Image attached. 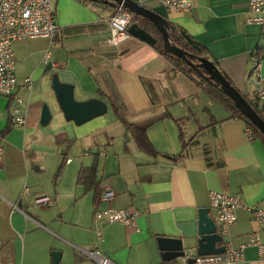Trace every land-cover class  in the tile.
I'll list each match as a JSON object with an SVG mask.
<instances>
[{
    "label": "crops",
    "instance_id": "obj_1",
    "mask_svg": "<svg viewBox=\"0 0 264 264\" xmlns=\"http://www.w3.org/2000/svg\"><path fill=\"white\" fill-rule=\"evenodd\" d=\"M142 1L203 46L255 104L253 58H261L264 76V27L247 22L249 0H192L184 12L158 0ZM52 4L55 37L14 44L26 122L12 121L11 130L0 135V264H53V251H61L59 264H98L87 254L97 249L117 264H174L181 259L164 260L157 238L178 237L186 249H197L199 210L210 208V190L240 194L246 204L264 208V143L247 137L242 118L157 51L139 23H131L129 39L110 45L106 19L113 10L106 4ZM56 74L73 87L76 100H103L107 112L80 125L67 120L53 87ZM45 103L52 117L43 125ZM113 105L147 127L158 157L139 150ZM10 116L9 98L0 95V133ZM60 134L73 144L70 162L56 179L65 148L57 144ZM94 163L101 190L115 193L100 206L139 213L137 229L95 218L94 192L77 182L80 169ZM39 197L52 204L36 203ZM210 215L217 220L212 209ZM253 232L264 239V228L241 208L218 245L237 247ZM232 264H264V259L250 246Z\"/></svg>",
    "mask_w": 264,
    "mask_h": 264
},
{
    "label": "built area",
    "instance_id": "obj_2",
    "mask_svg": "<svg viewBox=\"0 0 264 264\" xmlns=\"http://www.w3.org/2000/svg\"><path fill=\"white\" fill-rule=\"evenodd\" d=\"M136 1V0H135ZM161 4L177 9L178 11L191 10L192 0H158ZM143 3L142 0L138 1ZM106 21L110 26L108 43L120 45L131 36L129 27L132 23V15L125 10L123 5L117 7V11L110 15ZM247 22L256 23L264 27V0H249ZM58 31L55 21V11L52 0H0V95L9 98L11 117L15 125H23L26 117L22 106L24 99L17 94L18 78L16 74V59L14 44L20 40L33 38L53 39ZM50 59V51L45 54V62ZM252 84L255 91V104L264 116V76L262 74V60L253 58ZM25 82L30 86L31 79ZM245 133L248 138L255 137V132L246 126ZM2 147L0 146V155ZM66 162H70L67 159ZM29 188H25L27 192ZM115 193L107 188L102 191L99 204L95 207L96 219L106 220L108 223H122L125 226L138 228L137 218L139 213H131L125 209L112 207L102 208L101 203L111 200ZM210 209L216 214L218 232L226 236L231 227L238 221V211L245 208L264 228V208L259 205L246 204L240 194L225 193L218 190L209 191ZM36 203L51 205L49 197H39ZM16 209L17 206H14ZM100 235V233H99ZM226 250L222 253L201 255L196 248L186 249L180 262L174 264H232L244 257L245 249L253 246L258 249L259 256L264 259V239L258 232L248 235L247 240L237 247L226 244ZM87 254L98 264H117L100 250L88 251ZM193 261V262H190Z\"/></svg>",
    "mask_w": 264,
    "mask_h": 264
},
{
    "label": "water",
    "instance_id": "obj_3",
    "mask_svg": "<svg viewBox=\"0 0 264 264\" xmlns=\"http://www.w3.org/2000/svg\"><path fill=\"white\" fill-rule=\"evenodd\" d=\"M102 1L103 3H111V0H89ZM114 5H123L126 9L133 13L150 19L156 27L161 31L165 41V48L171 54L177 55L186 59L189 63L201 66L206 69L208 78L221 86L223 92L229 96L237 105L241 113L250 120L264 135V119L254 109L249 100L239 91L217 67V65L206 59L199 57L200 64H195L190 61L187 56L190 55L182 49L171 44L168 34L169 22L161 15L142 5L135 0H114ZM150 39L151 36L148 35ZM153 42V41H152ZM194 46L195 43H194ZM53 87L61 109L67 120H72L80 125L87 120L105 114L108 110L107 103L100 99H91L87 102L78 101L74 97L73 87L69 84L62 83L58 75L53 77ZM52 117L51 110L47 103L43 105L41 124H47ZM199 232L200 238L197 243V251L201 255L222 253L226 250L225 245L218 244L224 240L218 232V225L213 216L210 215V208L204 207L199 210ZM159 247L162 251L164 260L172 261L181 258L185 254V246L183 240L178 237L160 236L157 238ZM53 264H59L61 259V251H53ZM193 262V261H190Z\"/></svg>",
    "mask_w": 264,
    "mask_h": 264
},
{
    "label": "trees",
    "instance_id": "obj_4",
    "mask_svg": "<svg viewBox=\"0 0 264 264\" xmlns=\"http://www.w3.org/2000/svg\"><path fill=\"white\" fill-rule=\"evenodd\" d=\"M82 1H87V0H82ZM98 2H102V1H98ZM112 2H114V0H111V3L109 2V3H104V4H106V7L109 9H112L113 13H115L117 11L118 5L116 4L114 5ZM125 10L131 13L132 22L139 23L140 25L143 26V28L146 29V32L151 36L152 41H153V46L156 48L157 51H159L163 56H165L176 68L181 70L188 77L195 80L201 86L205 85L204 89L212 99H214L215 101H217L218 103L226 107L231 112L232 116H239L240 118H242L245 121L246 125L251 127L253 131L255 132V135L258 136L264 143L263 133L256 126H254L250 122L249 119H247L241 113L236 103L223 92V90L221 89V86L218 83H215L214 81H211L208 78V73L206 69H204L201 66L193 65L182 57L171 54L165 48V41H164L163 34L150 19L143 17L141 15H138L136 13H133L126 8ZM168 34H169V39H170L171 44L182 49L184 52H187L188 54H190L187 56V58L193 63L197 65L200 64V61L198 59L199 57L206 58L211 61V59L207 55L206 49L203 46H201L198 42H196L183 29L170 23L168 27ZM194 43L196 46H194ZM225 77L231 82L230 78L227 75H225ZM248 100L252 104L254 109L264 119V116L258 110L257 105L254 104V102H252L250 99ZM113 108H114L115 114L122 121L128 134L133 138L139 150L150 156L158 157L161 153L158 151V149L155 147V145L151 141L148 131H147V127L129 121L116 105H113ZM151 122L153 121H150L149 123ZM11 128H12V117L10 116L9 122L6 128L0 133V135L7 134L11 130ZM181 139H183L182 133H181ZM56 141H57V144L65 146L62 152L63 160L55 175V178L57 179L63 172L64 166L66 164L67 156L73 144V141L64 134L58 135L56 137ZM77 182L78 184L84 186L85 191L94 192L93 203L96 207L99 204V200L102 194L101 180L98 178V164L94 163L90 167H86V166L82 167L79 171ZM166 264H170V262H166Z\"/></svg>",
    "mask_w": 264,
    "mask_h": 264
}]
</instances>
